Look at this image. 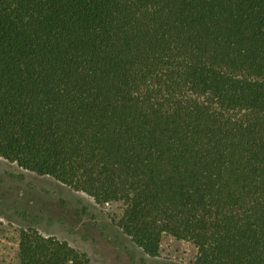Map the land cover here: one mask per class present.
I'll use <instances>...</instances> for the list:
<instances>
[{
  "label": "trees",
  "instance_id": "obj_1",
  "mask_svg": "<svg viewBox=\"0 0 264 264\" xmlns=\"http://www.w3.org/2000/svg\"><path fill=\"white\" fill-rule=\"evenodd\" d=\"M0 160L120 205L148 258L264 264V0H0ZM16 233L15 264H92Z\"/></svg>",
  "mask_w": 264,
  "mask_h": 264
},
{
  "label": "rangeland",
  "instance_id": "obj_2",
  "mask_svg": "<svg viewBox=\"0 0 264 264\" xmlns=\"http://www.w3.org/2000/svg\"><path fill=\"white\" fill-rule=\"evenodd\" d=\"M121 206H97L89 197L47 177L0 160V263L17 261V233L33 228L86 254L92 264H189L188 245L163 240L148 258L116 225Z\"/></svg>",
  "mask_w": 264,
  "mask_h": 264
}]
</instances>
